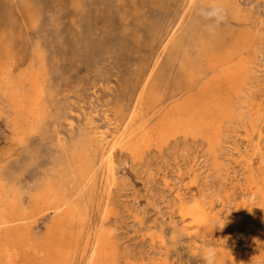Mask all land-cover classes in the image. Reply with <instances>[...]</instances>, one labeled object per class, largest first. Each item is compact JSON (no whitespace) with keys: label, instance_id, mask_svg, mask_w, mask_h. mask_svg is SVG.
<instances>
[{"label":"bare ground","instance_id":"obj_1","mask_svg":"<svg viewBox=\"0 0 264 264\" xmlns=\"http://www.w3.org/2000/svg\"><path fill=\"white\" fill-rule=\"evenodd\" d=\"M178 4L174 20L154 27L152 61L144 69L136 85V99L126 113L120 107H94L86 113L82 105L68 113L70 118L58 115L54 97L44 85L47 69L38 48L32 50L34 64L27 70L16 71L15 63H0V116L10 120L12 139L24 147L29 158L34 154L28 142L34 137L55 147L51 150L57 157L55 164L43 170L42 184L36 190L22 184L24 171L13 174L0 166V264H78L82 258L84 264H119L116 242L107 231L100 230L92 238L89 235L82 243L94 213L105 223L112 214L106 201L117 180L115 155L128 152L142 159L145 152L162 151L178 139L205 143L212 173L208 184L200 188L196 157L186 186L191 188V197L175 193L177 213L192 239L191 251L199 254L203 250L206 259L213 260L214 250L205 242L219 237L217 202L234 198L229 156L223 153L230 134L239 138L242 132L240 139L248 144L247 152L233 160L244 169L245 183L240 187L241 196L246 197L244 211L246 202L248 213L256 203V213L264 217V99L257 101L250 90L254 77L247 53L253 38L244 29L234 34L227 24L242 19L239 0H180ZM214 5H219L225 19L210 29L212 22L206 13ZM13 51L9 44L6 56ZM162 63L176 69L172 83L162 81L158 74ZM162 82L164 86H160ZM148 101L154 102L152 112ZM164 102L169 103L166 108H162ZM228 180L231 186H227ZM27 193L33 196L32 216L22 208ZM49 214L54 219L46 234L35 235L32 224ZM246 218L244 214L243 220ZM242 234L254 242L260 237L250 224ZM178 237L174 230L166 233L163 229L157 236L151 235L154 243L167 250L176 247ZM225 258L223 254L219 264Z\"/></svg>","mask_w":264,"mask_h":264},{"label":"rangeland","instance_id":"obj_2","mask_svg":"<svg viewBox=\"0 0 264 264\" xmlns=\"http://www.w3.org/2000/svg\"><path fill=\"white\" fill-rule=\"evenodd\" d=\"M178 3L180 0H0V61H3L0 63H15L16 71L27 70L34 64L32 50L38 48L43 51L47 69L44 85L54 97L58 115L70 118L68 113L82 105L86 113L94 107H120L126 113L136 99V85L152 61L154 27L159 22L174 20ZM239 4L242 24L238 19L227 24L234 34L244 29L253 38L247 53L254 77L250 90L259 101L264 99V0H239ZM9 44L14 51L7 57ZM175 70L162 63L158 74L163 76L162 81L172 83L177 76ZM153 89L154 84V93ZM168 104L164 102L162 108ZM147 108L154 111V102L148 101ZM97 125L101 126V122ZM11 131L10 120L1 115L0 166L13 174L24 171L26 178L22 184L26 189L31 185L36 190L42 184L43 170L47 171L57 160L51 150L55 147H48V142L37 137L29 139V150L34 154L29 158L24 147L12 139ZM241 134L239 138L230 134L224 144L230 178L235 182L234 198L228 203L217 202L219 237L216 241L209 240L214 236L209 237L205 242L214 250L212 261L206 259L203 250L197 254L188 246L192 239L183 229L185 224L177 213L179 201L175 197L177 191L191 197V188L186 186L193 175L191 168L196 157H199L196 168L200 188L211 178L208 148L201 140L178 139L162 151L153 148L145 152L142 159L118 151L116 185L106 201L112 214L105 223L94 213L86 225L82 243L89 235L92 238L100 230L107 231L116 242L119 264H219L223 254L226 256L223 264H232L234 260L236 264H264V217L256 213V203L248 213L246 202L244 211L246 197L241 196L240 190L245 183L244 169L233 161L247 152L248 144L240 139ZM227 186H231L229 180ZM23 197L22 208L32 216L33 196L27 193ZM53 219V214L39 217L32 224L33 233L44 236ZM249 224L260 236L256 242L242 234ZM162 229L178 233L175 248L167 250L151 239ZM85 261L82 258L78 264Z\"/></svg>","mask_w":264,"mask_h":264},{"label":"clouds","instance_id":"obj_3","mask_svg":"<svg viewBox=\"0 0 264 264\" xmlns=\"http://www.w3.org/2000/svg\"><path fill=\"white\" fill-rule=\"evenodd\" d=\"M206 16L212 22L210 25H208L210 29L218 26L225 19L222 9L219 7V5H214L211 10L207 11Z\"/></svg>","mask_w":264,"mask_h":264}]
</instances>
